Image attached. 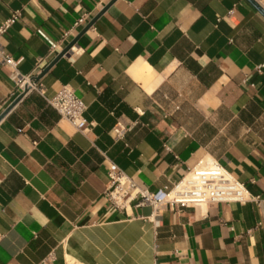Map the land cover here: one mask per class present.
<instances>
[{
    "label": "crops",
    "instance_id": "crops-1",
    "mask_svg": "<svg viewBox=\"0 0 264 264\" xmlns=\"http://www.w3.org/2000/svg\"><path fill=\"white\" fill-rule=\"evenodd\" d=\"M112 1L0 0V26L21 11L0 44L24 76L79 37L45 95L0 121V264H264V203L122 210L107 196L111 164L155 191L212 159L264 199V16L248 0ZM13 73L0 63V116L22 93ZM65 85L85 132L48 102Z\"/></svg>",
    "mask_w": 264,
    "mask_h": 264
},
{
    "label": "built area",
    "instance_id": "built-area-1",
    "mask_svg": "<svg viewBox=\"0 0 264 264\" xmlns=\"http://www.w3.org/2000/svg\"><path fill=\"white\" fill-rule=\"evenodd\" d=\"M20 17L21 11H15L9 16L0 26V36L7 33ZM87 24L88 18L85 15L81 16L71 30L64 34L63 38H67L72 31ZM52 45L56 48V44L52 43ZM0 63L3 66L7 65L13 68V79L20 89L22 88V93L26 88H29V91L37 90L45 95L43 85L36 81L37 77L22 75L18 70V61L1 44ZM48 102L59 112L62 118L68 120L76 129L83 132L88 129V122L85 118L87 106L71 86L62 87L53 97L48 99ZM114 131L116 136L122 139L126 133V128L121 123H117ZM107 196L116 208L122 210H126L134 200L138 201L139 206L151 205L156 211L167 203L185 206L200 203H247L254 201L260 207L264 203L261 196H253L244 183L228 172L218 161L212 159L200 161L173 187H165L155 191L140 187L116 164H111L108 168ZM258 226H264V218L258 223Z\"/></svg>",
    "mask_w": 264,
    "mask_h": 264
},
{
    "label": "water",
    "instance_id": "water-1",
    "mask_svg": "<svg viewBox=\"0 0 264 264\" xmlns=\"http://www.w3.org/2000/svg\"><path fill=\"white\" fill-rule=\"evenodd\" d=\"M116 0H113L110 4H112L113 2H115ZM263 16H264V8L255 0H248ZM110 5H108L106 7V9L109 7ZM105 9V10H106ZM102 13H100V15H98L97 17H95L85 28L84 30L81 32V35L84 34L85 32H87L97 21V19L101 16ZM79 40V37L76 38L74 41H72L65 49L64 51H62L58 57L45 69V71L36 78V81H39L49 70L50 68L60 59L62 58L64 55H67L71 48L75 45V43ZM29 92V88H26L25 91L19 95V97L10 105V107L5 111V113H3L0 116V121L12 110V108L24 97V95Z\"/></svg>",
    "mask_w": 264,
    "mask_h": 264
},
{
    "label": "bare ground",
    "instance_id": "bare-ground-1",
    "mask_svg": "<svg viewBox=\"0 0 264 264\" xmlns=\"http://www.w3.org/2000/svg\"><path fill=\"white\" fill-rule=\"evenodd\" d=\"M211 160V159H210Z\"/></svg>",
    "mask_w": 264,
    "mask_h": 264
}]
</instances>
